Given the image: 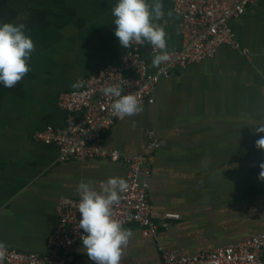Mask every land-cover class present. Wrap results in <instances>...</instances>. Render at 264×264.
<instances>
[{
  "label": "crops",
  "instance_id": "0c3cea01",
  "mask_svg": "<svg viewBox=\"0 0 264 264\" xmlns=\"http://www.w3.org/2000/svg\"><path fill=\"white\" fill-rule=\"evenodd\" d=\"M118 0H0V23L24 24L34 45L30 71L12 88L0 84V242L18 252L43 253L57 229L60 200L79 198L81 180L99 191L110 177L126 179L122 162L59 161V148L33 140L47 126L62 128L66 113L57 97L78 78L119 66L127 48L114 35L111 9ZM149 3L152 0H148ZM155 21L166 32L167 50L181 46L174 0H161ZM171 15H168V13ZM250 60L227 45L212 58L191 63L162 79L155 103L125 117L105 135L123 154H146L148 132L158 140L148 200L151 220L177 215L156 239L126 225L132 237L121 264H163L162 250L179 257L264 235V0H252L231 21ZM149 45L143 49L149 71ZM72 264H92L82 242Z\"/></svg>",
  "mask_w": 264,
  "mask_h": 264
},
{
  "label": "built area",
  "instance_id": "2783aa9c",
  "mask_svg": "<svg viewBox=\"0 0 264 264\" xmlns=\"http://www.w3.org/2000/svg\"><path fill=\"white\" fill-rule=\"evenodd\" d=\"M252 0H174V13L180 18L181 46L168 51L170 59L151 73L143 49L146 42H133L127 48L121 64L106 67L89 76L78 78L73 91L57 97V106L66 113L62 128L47 126L33 136V140L59 148V161L102 159L126 165L128 188L120 193V203L113 207V219L123 226L135 225L143 237L156 239L159 229L169 230L177 215H165L159 225L151 220L148 200L149 179L152 175L153 154L158 140L148 132L146 154H123L105 145V135L121 121L113 115L115 98L107 97L102 89L109 85L123 88L122 95L134 94L141 106L155 103L154 93L162 79L174 76L176 70L204 58L215 56L218 47L227 45L250 60L249 50L242 47L231 21L247 11ZM152 55L160 50L149 45ZM79 198L59 201V223L49 238L43 253H24L6 248L3 264H72L73 247L85 235L79 228ZM163 264H264V235L247 237L235 244L205 250L197 255L179 257L162 250Z\"/></svg>",
  "mask_w": 264,
  "mask_h": 264
},
{
  "label": "clouds",
  "instance_id": "9594fccd",
  "mask_svg": "<svg viewBox=\"0 0 264 264\" xmlns=\"http://www.w3.org/2000/svg\"><path fill=\"white\" fill-rule=\"evenodd\" d=\"M114 35L122 48L133 42H147L160 53L151 57V67H159L170 59L167 51L166 32L157 24L163 15L161 0H118L112 7ZM168 15H171L169 12ZM35 51L32 39L25 33L24 24L0 23V84L14 87L30 71L28 61ZM73 88L79 87L73 84ZM123 88L109 85L102 89L105 96L115 98L111 105L114 116L124 119L138 115L142 106L134 94L122 95ZM264 133V125L256 128ZM255 147L264 150V136L256 140ZM259 179L264 180V163L259 165ZM128 184L125 179L110 177L97 191L93 184L81 180L77 187L79 195V228L85 235L80 237L82 247L92 264H121L124 250L132 237V230L113 219V207L120 203V193ZM6 245L0 242V264L5 259Z\"/></svg>",
  "mask_w": 264,
  "mask_h": 264
}]
</instances>
